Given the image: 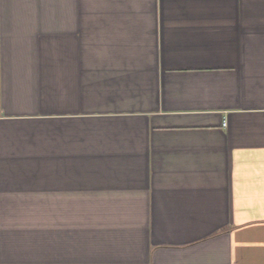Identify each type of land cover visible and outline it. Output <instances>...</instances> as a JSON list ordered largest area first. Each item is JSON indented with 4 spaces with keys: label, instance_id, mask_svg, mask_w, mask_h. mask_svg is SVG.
I'll use <instances>...</instances> for the list:
<instances>
[{
    "label": "crops",
    "instance_id": "0c3cea01",
    "mask_svg": "<svg viewBox=\"0 0 264 264\" xmlns=\"http://www.w3.org/2000/svg\"><path fill=\"white\" fill-rule=\"evenodd\" d=\"M0 264H264V0H0Z\"/></svg>",
    "mask_w": 264,
    "mask_h": 264
}]
</instances>
